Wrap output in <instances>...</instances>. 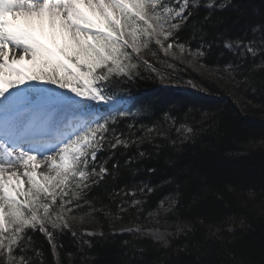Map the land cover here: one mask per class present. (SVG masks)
<instances>
[{
	"label": "trees",
	"instance_id": "16d2710c",
	"mask_svg": "<svg viewBox=\"0 0 264 264\" xmlns=\"http://www.w3.org/2000/svg\"><path fill=\"white\" fill-rule=\"evenodd\" d=\"M190 2L196 7L175 35L191 45H208L212 63L231 59L225 38H250L264 29V0ZM153 53L163 55L154 41L141 55L155 72L141 65L137 78L117 86L131 108L129 117L117 121V135L123 133L129 142L98 155L107 161L108 174L97 178L98 186L85 189L79 201L98 216L96 234L73 226L63 234L54 232V256L46 236L28 230L25 258L34 264H264V65L246 67L253 88L248 92L254 90L259 105L254 107L194 70L159 66ZM160 73L196 79L209 92L167 87ZM181 125L191 128L184 137L177 132ZM153 127L157 133L148 131ZM138 184L147 185L140 208L125 205L120 211ZM171 193L177 203L169 214L188 221L192 231L165 245L143 232L113 228L108 215L131 220L156 209ZM229 217L244 222L220 238L208 236V225H223Z\"/></svg>",
	"mask_w": 264,
	"mask_h": 264
},
{
	"label": "snow or ice",
	"instance_id": "6c2138e0",
	"mask_svg": "<svg viewBox=\"0 0 264 264\" xmlns=\"http://www.w3.org/2000/svg\"><path fill=\"white\" fill-rule=\"evenodd\" d=\"M193 7L190 0H0V264H34L25 258L28 230L44 234L58 255L54 232L69 229L71 205L108 174L98 155L129 142L117 135V121L131 114L117 86L137 78L141 65L156 71L141 55L153 41L164 53L174 44L186 50L179 36L165 41ZM225 46L243 59L258 45ZM42 165L50 174L38 173Z\"/></svg>",
	"mask_w": 264,
	"mask_h": 264
},
{
	"label": "rangeland",
	"instance_id": "374dc122",
	"mask_svg": "<svg viewBox=\"0 0 264 264\" xmlns=\"http://www.w3.org/2000/svg\"><path fill=\"white\" fill-rule=\"evenodd\" d=\"M187 15V13H185ZM183 25V24H182ZM264 34L256 29L252 37H245L242 39H224L223 46L231 54V59L228 62H220L218 60L213 63L207 59V53L209 46L205 45L203 42H197L196 45H191L188 41H183L179 38L178 43L185 45L186 50L181 53L176 44L173 48L163 55H158L155 53L153 58L159 66L170 69L179 68V66H184L197 73L213 80L221 89L226 93L232 95L239 102L252 104L254 107H258L255 97H253L254 90L251 92L248 90L253 89L251 81H249V73L246 67H257L264 65V46L259 45V37ZM174 37L169 38V41H165V47H167L168 42L175 39ZM163 39V37H160ZM255 40L257 42V48L255 49L256 55H245L243 59L240 58V49L237 47L227 48L225 45L231 42L233 45L236 43L247 44L249 41ZM199 50V51H198ZM144 51V50H142ZM200 53H203L202 55ZM182 68V67H181ZM250 71V70H249ZM163 85L172 88H184L191 89L199 92H209L208 89L200 81L193 78H177L168 77L166 74L160 73L159 76ZM124 102V103H123ZM121 101L122 104L127 106L125 100ZM264 115V113H263ZM191 129L188 125L178 126L177 132L181 134L182 137L190 133ZM148 131L152 133H157V127L150 128ZM159 133L161 130L159 129ZM164 134V133H161ZM41 173H47L48 168H42ZM38 171V170H37ZM97 171L99 169L97 168ZM147 187L146 184H138L136 188L128 193V196L124 199L123 204L120 206V211H122L125 205L131 207H139L141 203V198L143 197L144 190ZM81 201V200H80ZM135 202V203H134ZM177 203V195L175 193L168 194L159 204V206L146 213L145 215H139L131 220H118L113 215H108L110 217L111 224L113 228L118 233L124 232H143L150 235L154 240L168 245L170 238L173 236H178L192 231V225L185 220L177 219L176 217H171L169 214ZM84 204V203H82ZM80 205V204H79ZM84 206V205H83ZM73 211L69 214V225L70 227H79L84 230L85 233L89 235H94L97 232V222L98 216L92 208L82 209V205L76 207L75 204L71 205ZM138 211H142L138 209ZM118 217V216H117ZM120 217V216H119ZM244 219L229 217L223 225H208L207 234L210 237L220 238L225 232H233L238 226L242 225Z\"/></svg>",
	"mask_w": 264,
	"mask_h": 264
},
{
	"label": "bare ground",
	"instance_id": "6f19581e",
	"mask_svg": "<svg viewBox=\"0 0 264 264\" xmlns=\"http://www.w3.org/2000/svg\"><path fill=\"white\" fill-rule=\"evenodd\" d=\"M41 159H42V158H41ZM37 162H40V161H37ZM42 168H46V166L42 165L41 168L38 169V173H41V172H42V170H41ZM21 171H23V169H21ZM45 173H46V172H45ZM47 173H49V170H48ZM49 174H50V173H49Z\"/></svg>",
	"mask_w": 264,
	"mask_h": 264
}]
</instances>
